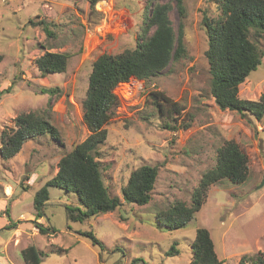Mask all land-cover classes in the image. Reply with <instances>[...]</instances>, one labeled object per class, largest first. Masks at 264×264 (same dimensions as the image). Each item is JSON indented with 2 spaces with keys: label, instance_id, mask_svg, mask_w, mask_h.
I'll list each match as a JSON object with an SVG mask.
<instances>
[{
  "label": "rangeland",
  "instance_id": "374dc122",
  "mask_svg": "<svg viewBox=\"0 0 264 264\" xmlns=\"http://www.w3.org/2000/svg\"><path fill=\"white\" fill-rule=\"evenodd\" d=\"M146 1L99 0L92 10L89 0H0V91L11 86L0 94V133L4 127L15 126L19 113L46 108L65 141L62 146L46 134L27 141L11 159L0 155V179L6 175L13 179L14 197L18 196L13 206L12 198L7 202L13 219L5 225L0 222V264H26L21 251L30 243L45 252L40 264H190L198 227L209 229L224 264H240L245 254L264 252V117L258 120L252 114L221 109L211 95L208 35L202 21L205 14L215 20L221 13L211 0H185L183 58L157 77L132 78L116 88L121 104L107 125L99 159L106 186L123 205L73 221L66 206L84 207L79 197L50 187L45 221L28 223L35 220L29 214L35 192L57 173L60 158L90 133L82 103L95 60L104 52L136 47L149 13ZM158 1L173 2L170 17L178 31L182 17L176 3ZM43 18L52 22L53 36L30 22ZM258 43L264 49V37ZM46 50L71 53L65 72L46 74L38 68L36 59ZM50 86L59 87L61 94L49 96L41 91ZM153 89L165 92L193 115L186 120L188 127L179 122L176 129L165 125L167 114H161L147 97ZM263 92L264 57L240 84L239 96L258 99ZM184 117L183 113L178 121ZM229 139L249 156L248 179L240 184L228 179L213 184L206 203L186 227L169 230L160 225L158 212L178 199L191 202L193 189L203 173L215 166L219 147ZM143 164L160 167L152 199L142 205L125 202L122 187ZM0 195H4L1 186ZM6 209L0 216H6ZM22 212L29 217L18 218ZM24 218L28 219L20 220ZM38 224L52 225L57 231L32 236L30 230ZM86 231H92L103 248L83 235ZM173 245L178 252L168 255Z\"/></svg>",
  "mask_w": 264,
  "mask_h": 264
},
{
  "label": "trees",
  "instance_id": "16d2710c",
  "mask_svg": "<svg viewBox=\"0 0 264 264\" xmlns=\"http://www.w3.org/2000/svg\"><path fill=\"white\" fill-rule=\"evenodd\" d=\"M95 10L99 0H89ZM182 17L178 31L174 28L170 12L173 2L147 0L149 13L143 33L137 37L135 48H126L118 53H102L94 62L89 77L86 97L83 100V119L90 133L71 151L65 153L58 162V170L34 194L35 217L44 216V207L50 199V187H60L67 193H75L82 208L66 206L68 219L82 221L85 218L113 212L123 205L119 196L111 195L105 184L100 161L99 146L108 137L107 125L112 121L115 109L121 104V97L116 88L132 78L150 80L167 69L173 61H179L186 54L185 46V0H173ZM220 10V17L212 20L204 15L203 25L208 35L209 47L206 56L210 65V91L216 104L221 109L235 110L242 115L252 114L258 120L264 117V92L258 99H243L239 96L242 82L256 70L264 57V49L259 41L264 37V0H211ZM31 24L41 25L48 36L54 35L52 22L47 19L30 20ZM151 30V32H150ZM251 34L253 38H251ZM71 53L46 50L36 59V65L43 73H61L68 67ZM3 56L0 54V62ZM11 86L0 91L9 92ZM43 93L59 96V87H42ZM148 99L161 114L166 113V126L177 128V123L185 127L190 125L187 119L193 115L184 111V107L161 90L148 92ZM51 100V99H50ZM49 100L48 106L52 102ZM183 120L178 121L182 114ZM51 111L21 112L15 117L14 127H4L0 133V155L11 159L21 151L23 145L40 136L50 134L51 138L65 145L60 130L51 120ZM159 165L143 164L133 170L128 182L122 187L125 202L146 204L152 199L159 176ZM250 175L249 156L240 144L226 140L218 149L215 166L206 170L198 185L191 193V202L175 200L165 210L158 212L160 225L169 230H176L188 225L206 203L210 187L222 179L233 183H243ZM28 186V185H27ZM24 185L25 189H28ZM9 217V209H6ZM40 233L51 234L57 229L52 225L36 226ZM92 243L103 248V243L92 231H86ZM190 264H224L216 252L211 232L206 227H198L192 242ZM26 264H40L45 255L44 250L30 243L22 249ZM178 252L172 246L166 253ZM240 264H264V252L245 254Z\"/></svg>",
  "mask_w": 264,
  "mask_h": 264
},
{
  "label": "crops",
  "instance_id": "0c3cea01",
  "mask_svg": "<svg viewBox=\"0 0 264 264\" xmlns=\"http://www.w3.org/2000/svg\"><path fill=\"white\" fill-rule=\"evenodd\" d=\"M13 160V159H12ZM27 178H30V176H28ZM17 184L14 182V180L13 179H9V176H4V177H2V179H0V186L2 187V191H3V194L4 195H0V212L2 211V209L3 208H7V202H8V200L9 199H11L12 198V203H11V206H13V204L17 201V197L18 196H16V197H14V193L16 192V186ZM31 187V186H30ZM29 187V188H30ZM28 188V189H29ZM7 209H9V208H7ZM35 209H32L31 211H30V213L29 214H31V216L32 217H34L35 218V220L33 219V220H30V222H28V223H31L32 224V222L33 221H37V222H39L40 220H43V221H45V218H44V216L43 217H41V218H37L36 219V217H35V211H34ZM21 215H24V217H29L26 213H24V212H22V213H20L17 217L18 218H21L20 216ZM9 218L10 219H13V215L9 212V217L7 216V214H6V216H0V222L3 224V225H5V224H8V220H9ZM17 218V219H18ZM26 219H28V218H24V219H20L21 221H24V220H26ZM25 224H27V223H25ZM29 225V224H28ZM44 225H46V223H44ZM30 226V225H29ZM4 227V226H3ZM32 227V226H31ZM21 228V227H20ZM36 228V227H35ZM18 229V227L17 228H15V231ZM27 229V227L26 228H24V227H22V230H26ZM30 229V228H29ZM32 230V229H31ZM30 230V234L32 235V236H34V235H36V234H38V233H40L39 231H37V228L32 232ZM14 231V232H15ZM23 232V231H22ZM25 233V232H24ZM27 245H29V244H27ZM26 245V246H27ZM25 246V247H26ZM24 247V248H25ZM22 253V252H21ZM24 259V258H23Z\"/></svg>",
  "mask_w": 264,
  "mask_h": 264
}]
</instances>
